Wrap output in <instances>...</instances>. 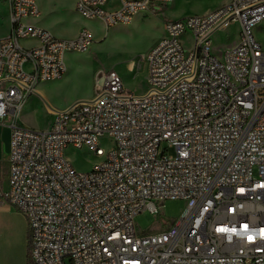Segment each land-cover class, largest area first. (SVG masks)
I'll return each instance as SVG.
<instances>
[{"label": "built area", "instance_id": "1", "mask_svg": "<svg viewBox=\"0 0 264 264\" xmlns=\"http://www.w3.org/2000/svg\"><path fill=\"white\" fill-rule=\"evenodd\" d=\"M0 126L11 130L0 204L28 222L31 264H264V0H228L205 15L165 20L149 51V89L126 90L102 72L96 96L60 111L46 130L21 113L43 82L61 80L66 56L88 51L92 34L59 38L33 22L36 0H4ZM173 0H77L83 18L106 28L142 11L165 15ZM237 41L215 48L220 30ZM113 139L110 149L102 137ZM166 144V145H165ZM102 162L79 173L67 148ZM187 203L163 231L141 236L136 218L159 203Z\"/></svg>", "mask_w": 264, "mask_h": 264}, {"label": "rangeland", "instance_id": "2", "mask_svg": "<svg viewBox=\"0 0 264 264\" xmlns=\"http://www.w3.org/2000/svg\"><path fill=\"white\" fill-rule=\"evenodd\" d=\"M41 12V23L59 38H75L82 30L89 31L94 39L88 51L72 52L66 56L67 75L58 81L42 86L28 107L21 113V123L26 128L48 130L54 120L53 111H60L80 101L92 100L97 92L98 76L115 70L131 93L144 95L148 91L146 57L162 37L165 20L205 15L223 5L225 0H173L165 15L142 13L130 24L106 28L99 19L83 18L76 11V0H36ZM150 12V11H149ZM33 21V20H32ZM9 21L4 0H0V38L9 31ZM236 25L215 33V48L229 46L237 41ZM257 37L264 44V34ZM113 139L106 135L101 147L108 150ZM166 145V144H165ZM66 158L79 173L91 172L102 162L93 150L69 147ZM159 215L143 212L136 218V230L141 236L163 231L181 217L186 209L185 200H166L159 203Z\"/></svg>", "mask_w": 264, "mask_h": 264}, {"label": "crops", "instance_id": "3", "mask_svg": "<svg viewBox=\"0 0 264 264\" xmlns=\"http://www.w3.org/2000/svg\"><path fill=\"white\" fill-rule=\"evenodd\" d=\"M226 1L228 0H225L224 2ZM5 9L8 18L6 4ZM142 13L152 14V12L149 11H142L139 12L133 20H135V18H137ZM30 22H33L45 29H48L43 25H40V23L42 22L41 18ZM163 36L164 32L162 37ZM66 75L67 72L65 76ZM48 83L50 82H43L36 88V92L28 100V103L30 102V105L34 103L36 95L39 92H43L41 87ZM25 107H28V105L26 104ZM10 149L11 130L7 127L0 126V188L4 190L7 189L8 185V160ZM0 264H31L29 258L28 222L26 218L14 206L7 202L0 204Z\"/></svg>", "mask_w": 264, "mask_h": 264}]
</instances>
